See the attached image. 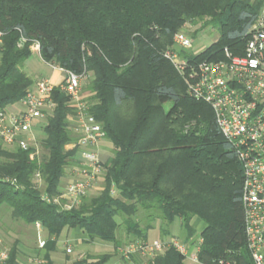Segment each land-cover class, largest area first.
Returning <instances> with one entry per match:
<instances>
[{
	"label": "trees",
	"instance_id": "obj_1",
	"mask_svg": "<svg viewBox=\"0 0 264 264\" xmlns=\"http://www.w3.org/2000/svg\"><path fill=\"white\" fill-rule=\"evenodd\" d=\"M263 6L264 0H0V111L34 88L24 65L38 43L45 62L86 76L84 100L113 145L100 190L65 211L53 198L82 161L78 146L69 149L79 135L60 85L41 125L43 155L32 158L35 147H5L0 139V211L26 226L42 224L45 264H55L51 252L73 229L118 250L127 245L122 225L128 237L147 241L157 221L167 233L177 220L186 240L202 239L200 263L255 264L245 235L242 164L211 106L188 95L165 53L182 26L200 23L216 28L217 40L198 55L181 56L200 62L223 59L225 48L240 53ZM192 120L198 124H187ZM195 221L203 223L200 230ZM9 249L12 261L22 255L19 239ZM148 264H185V256L168 247Z\"/></svg>",
	"mask_w": 264,
	"mask_h": 264
},
{
	"label": "built area",
	"instance_id": "obj_2",
	"mask_svg": "<svg viewBox=\"0 0 264 264\" xmlns=\"http://www.w3.org/2000/svg\"><path fill=\"white\" fill-rule=\"evenodd\" d=\"M173 42L181 50H189L193 46L192 37L183 31L174 34ZM31 49L39 51L40 45L34 43ZM165 56L184 79L188 95L211 106L222 135L242 164L247 246L254 263L264 264V8L251 26L240 53L225 48L223 59L200 62L182 58L173 50H167ZM57 68L65 72L60 88L74 106L75 115L71 120L75 122L74 128L79 135L77 144H71L69 148L78 146L82 161L81 166L73 171L72 180L59 196L53 198V202L60 204L63 210L70 211L93 190L100 189L99 182L105 171L100 147L106 133L103 124L90 113V104L84 100L82 80L86 76ZM55 87L49 78H41L20 100L22 109L15 113L7 109L0 111V139L4 145L24 150L35 147L31 157L40 156L41 146L34 127L43 120L46 111L54 107L52 93ZM35 180L40 187L44 184L40 173L35 175ZM35 229L38 249L43 251L47 244L44 227L36 222ZM201 244L202 239L185 242L177 237L165 241L135 240L119 248V252L123 259L139 255L143 259L142 264H148V260L168 247H174L185 258L199 262ZM66 252L71 254L72 247H67ZM84 257L80 254L76 260ZM74 261L68 260L66 264H74ZM0 264H45V261L43 254L12 261L10 249L0 234Z\"/></svg>",
	"mask_w": 264,
	"mask_h": 264
},
{
	"label": "rangeland",
	"instance_id": "obj_3",
	"mask_svg": "<svg viewBox=\"0 0 264 264\" xmlns=\"http://www.w3.org/2000/svg\"><path fill=\"white\" fill-rule=\"evenodd\" d=\"M179 31L185 32L187 35H189L193 39V46L189 50L178 49V47H176L174 45V42L172 43L169 50H173L177 53L179 52L180 56H181V54H183L185 52H186V54L193 53V52H201L205 48L209 47L213 42H215L219 36V32L216 28H213L211 26L203 28V27H201V23L198 25H191V24L184 25L180 28ZM181 57L183 58V56H181ZM27 64L29 66V69H34L36 71L37 77H40L42 75V73L45 71V68L47 66L38 52L32 53L31 57L27 61ZM35 81L37 82V80H35ZM85 86H86V81L82 80V90H83V93H85L84 97L86 95H88L87 91H85ZM165 107L166 108L171 107V103L170 102L166 103ZM44 120H45V118H43V123H44ZM187 124L193 125V124H198V123L196 120H192V121H189ZM39 128H41V125L39 126ZM186 128H190V126L187 125ZM41 136H42V134L39 132L37 137L41 138ZM105 141L109 142V139L106 138ZM43 153H44V150L41 149L40 155H43ZM112 153H113V149L110 146H103L101 148V152H100L101 159L103 160V162H105L107 160V158L110 155H112ZM44 188L45 187L43 184L41 189L44 190ZM97 192H94V193L91 192L89 194V197L96 195ZM141 215H142V213H141ZM141 224H142V226H144L145 221H142ZM202 225H203V223H202ZM202 225L199 223V221L194 222V226L197 227V230H200L202 228ZM173 228H175V226H173ZM176 228H177V237L179 239H181L185 242L190 241V240H194L195 237L193 239H190V240L185 239V236H186L185 232L182 231V228L180 227L179 224L176 225ZM122 229L123 230L120 231V238L122 240H124L123 243L128 244V243H130V241H135L134 239H131V238L129 239V237L126 235V229H125L124 225H122ZM70 232L71 231L67 232V236ZM0 234L3 236L5 243L8 247L13 244L15 239H19L21 249H24L25 251L29 252L30 254L38 253V241H37V233H36L35 226L34 227L26 226L23 222L13 219L11 214H10V211L8 209H1V211H0ZM158 234H161L160 235L161 237L163 236L162 230L160 229V227H158ZM65 235H66V233H65ZM44 236H45V238L48 237V233H47L46 229H44ZM161 237L157 238V240H159V241L170 240V239L161 238ZM197 237H199V236H197ZM147 240L153 241L156 239H152V240L147 239ZM97 241L100 242L101 244H104L103 241H100V240H97ZM60 243H61V240H60ZM66 244L67 243H64V244L62 243V247H63L62 249L65 251H66L67 247L70 246L69 244H67V245ZM108 244H110L111 248H114L113 244H111V243H108ZM71 247H72L73 252L71 254H68L66 252L68 258L65 260V262L63 264H66V262L68 260H71V261L76 260V257H74V255H72L74 253V248H73V246H71ZM103 248L110 249L109 246H107V247L104 246ZM43 253H45V252L44 251L40 252L41 255ZM162 253H160V254H162ZM20 256L24 259L28 255L25 253H22V255H20ZM83 256L86 257V256H91V255H86V254L84 255L83 254ZM92 257H96V256H92ZM196 263L202 264L200 262H196Z\"/></svg>",
	"mask_w": 264,
	"mask_h": 264
},
{
	"label": "crops",
	"instance_id": "obj_4",
	"mask_svg": "<svg viewBox=\"0 0 264 264\" xmlns=\"http://www.w3.org/2000/svg\"><path fill=\"white\" fill-rule=\"evenodd\" d=\"M263 8H264V6L262 7V9ZM31 50H32V53L33 52L39 53V51L37 49H31ZM0 58H1V54H0ZM45 63L47 66L45 68V71L42 73V75L40 77H37L36 71L34 69H29L27 62L24 65V71L30 77L33 78L34 84L36 82L35 80H39L41 78H49L56 86L60 85L62 83L64 77H65V72L61 71L59 68H57L55 66H52L51 64H48L47 62H45ZM22 108H23V106L21 104V101H19V102H16V103L8 106L6 109L9 112L15 113ZM36 124L37 125L34 127V132L36 133V135H38L39 132L43 135L42 129L39 128L40 125L44 124L43 120H39ZM2 145L5 147H8V146L4 145L3 142H2ZM103 146H110L112 148L113 145L110 141L106 142L104 140L101 143L100 151H101V148ZM71 180H72V175L71 174L67 175L63 180V185H62V187H60L61 188L60 190L64 189V187ZM99 187H101V181L99 182ZM98 190H100V189L93 190L92 192L94 193V192H97ZM199 223L202 225L201 222H199ZM178 224L180 225V220L175 221V223L171 226V228L169 230H167V233L162 232L163 236L161 237L160 236L161 234H158V227L161 226V223H160V221L159 222L157 221L155 223V227L148 232V239L152 240V239H157L159 237L170 239L173 236L177 235L176 225H178ZM173 226H175L176 229L173 228ZM202 227H203V225H202ZM130 238L131 239L135 238L134 234H130L129 239ZM60 240H61V243H60ZM60 240L57 243L56 250L51 252V259L54 261L55 264H63L65 262V260L68 258L66 251L62 249L63 248L62 243L63 244L67 243L70 246H73L74 253L72 255H74V257H76V258L80 254H84V255L86 254V255H91V256H98V255L101 256L104 254H110L111 258L108 261V264H142L143 263V259L139 255H133L129 260L123 259L120 252H119V249L116 250L115 248H111V246H110V244H108V242L103 241L104 244H101L97 240L89 241L87 238V235L79 228L71 230V232L68 234V236L66 234V236L62 237ZM194 240H197V239H194ZM104 246H106V247L109 246L110 249L103 248ZM20 249H21V247H20ZM21 251H22V253H25L28 255L24 259H27L29 256H32V255L40 254V252H42L39 249H38V253H36V254H30L29 252L25 251L24 249H21ZM43 251L45 252V250H43ZM193 251H194V247H192V249H191V252H193ZM18 258L20 260H24L21 256H19ZM185 264H197V263L190 258H185Z\"/></svg>",
	"mask_w": 264,
	"mask_h": 264
}]
</instances>
